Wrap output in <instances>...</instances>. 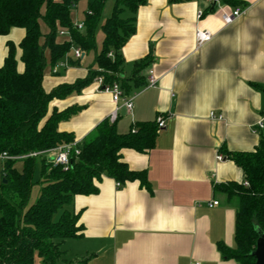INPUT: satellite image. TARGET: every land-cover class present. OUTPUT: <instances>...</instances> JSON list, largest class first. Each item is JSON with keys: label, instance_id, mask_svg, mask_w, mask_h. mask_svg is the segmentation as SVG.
<instances>
[{"label": "crops", "instance_id": "1", "mask_svg": "<svg viewBox=\"0 0 264 264\" xmlns=\"http://www.w3.org/2000/svg\"><path fill=\"white\" fill-rule=\"evenodd\" d=\"M238 1L236 8L245 13L229 26L222 22V11L236 8L219 2L207 12V0H147L136 12V32L122 49L119 76L127 80L137 63L152 62L142 72L146 86L131 81L128 92L122 87L123 99H132L133 107H121L115 124L118 133L127 134L137 124L164 120L153 150L122 151L131 170L146 171L149 185L135 181L118 187L104 176L95 181V194L76 196L71 209L80 214L82 234L62 244L66 264H239L219 249L220 244L235 249L236 203L215 186L244 177L224 149L252 152L264 137V129L256 131L264 115V0ZM86 9V1L78 4L73 22H83ZM201 10L205 15L198 20ZM197 28L213 39L198 47ZM24 37L22 28L0 36V68L11 42L23 72L19 45ZM46 57L47 93L86 79L94 61L92 53L78 60L72 51L60 61L67 67L54 73L49 51ZM150 71L158 79L154 88L147 87ZM96 80L49 106V114L77 111L59 130L81 143L94 137L115 110L111 95ZM211 113L222 120L211 119ZM212 201L219 205L209 207Z\"/></svg>", "mask_w": 264, "mask_h": 264}, {"label": "trees", "instance_id": "2", "mask_svg": "<svg viewBox=\"0 0 264 264\" xmlns=\"http://www.w3.org/2000/svg\"><path fill=\"white\" fill-rule=\"evenodd\" d=\"M87 2L83 31L74 27L72 5ZM109 1L114 2L111 16L102 21ZM186 2L189 0H170ZM224 5L238 7V0H218ZM147 0H0V36L13 28L25 30L19 45L24 64L19 72L16 46L8 42V55L0 68V155L19 158L34 153H45L75 141L68 133L60 132L59 125L77 111L54 110L49 114L50 103L79 91L98 77L105 84L118 82L125 92L127 82L146 86L142 72L151 59L137 63L132 76L123 80L119 76L124 66L122 49L136 32L135 15ZM210 5L206 11L212 12ZM129 13V17L125 15ZM42 25L47 33L42 32ZM68 29L70 41L58 43V30ZM101 30L103 42L98 49L97 32ZM74 48L85 54L92 53L94 61L86 79L73 85L60 86L50 93L43 87L48 66L46 52H50V65L54 67ZM112 54V57L109 55ZM122 88V89H123ZM116 123V122H115ZM109 120L97 127L96 135L79 146L80 155L71 157L68 171L54 167L46 154L22 160L3 162L0 179V264H64L62 244L81 236L78 225L80 214L71 209L76 196L95 194V181L107 176L120 186L139 181L148 186L146 171L131 170L123 161L122 151L132 149L147 153L154 149L158 123L144 122L120 134L116 124ZM226 158L243 170L242 182L216 185L215 190L236 202L235 249L220 244L224 258L239 264H256L251 256L259 233L264 234V137L252 152L229 153ZM22 162V169L16 168ZM40 163L38 183L41 190L37 201L28 206L36 170ZM245 183L248 185L246 186Z\"/></svg>", "mask_w": 264, "mask_h": 264}, {"label": "built area", "instance_id": "3", "mask_svg": "<svg viewBox=\"0 0 264 264\" xmlns=\"http://www.w3.org/2000/svg\"><path fill=\"white\" fill-rule=\"evenodd\" d=\"M207 1L209 3L208 4L209 6L214 4L215 1H217V5L219 4L218 0H207ZM76 7H77V5H75V4L72 5V11H74L76 9ZM244 13L245 12L240 8H236V9L229 10V11L223 10L222 15H221V19H222V22L224 23L225 26H229L236 19H238L242 15H244ZM204 15H205L204 11H202V10L199 11L197 13V19L201 20L204 17ZM73 23H74V27L78 31L84 30V28H85L84 21L83 22L74 21ZM58 37L68 39V41L71 40L70 32L68 29L60 28L58 30ZM196 39H197L198 47H201L213 39V34L207 30L197 28ZM72 51L74 53V57L78 60H80L85 55V52L79 48H74ZM109 56L112 57V54H110ZM66 67H67L66 63L59 62L57 65H55L53 67V72L57 73L59 69L66 68ZM96 82L99 84V88L102 91L109 93L112 97V101L115 105V110L112 112V114L110 115L108 120L111 123H115L118 120L119 110L121 109V107H125L128 111H130L132 109V107H133L132 99H123L124 98V91L121 87V84L118 82H114L112 84H105L103 77H98ZM157 83H158V79L155 77L153 71H150L149 77H148L147 87L154 88L157 86ZM122 101H124V103L121 105ZM210 118L213 120H222L221 116H216L214 113L210 114ZM157 123H158L159 129H162L165 126L164 120L161 118L158 119ZM263 129H264V115L256 124V131H261ZM80 145H81L80 141H74L73 143L61 145V146H59L55 149H52L48 152H45V153H34V154H30L28 156L19 157V158L9 157L7 154L4 153V154L0 155V161H2V163H3L6 160H22L25 158H33V157L36 158V157L41 156L42 154H46L49 157V161L54 165V167H61V168H63L64 171H68L70 169V166H71L72 155H75L76 157L80 155V149H79ZM222 159H223V157H221V156L218 157V160L221 161ZM245 185L247 186L248 184L245 183ZM117 186L120 187V184L117 183ZM218 205H219L218 201H212L209 203V207H215Z\"/></svg>", "mask_w": 264, "mask_h": 264}, {"label": "rangeland", "instance_id": "4", "mask_svg": "<svg viewBox=\"0 0 264 264\" xmlns=\"http://www.w3.org/2000/svg\"><path fill=\"white\" fill-rule=\"evenodd\" d=\"M113 6H114V2L113 1H109L107 3V5L105 7V10H104V13L102 14V21H101V23H104L106 21V19L111 16V12H112ZM219 10H220V7L217 8V11H219ZM129 16H130L129 13H127L125 15V17H129ZM102 38H103V34H102L101 30H98V32H97L98 49H101ZM22 165H23L22 162H17L16 168L17 169H21ZM2 167H3V164L0 161V179H1ZM39 173H40V163H38V166H37V170H36V180H35V183L36 184L33 186V189H32V195H31V199H30V202H29V205H28L29 207L32 206L37 201V199L39 197V193H40L41 186H42L41 183H38ZM63 259H64V264H66V262H65L66 261L65 260L66 257H64ZM37 260H36V264H41V262L39 261V259H37Z\"/></svg>", "mask_w": 264, "mask_h": 264}, {"label": "water", "instance_id": "5", "mask_svg": "<svg viewBox=\"0 0 264 264\" xmlns=\"http://www.w3.org/2000/svg\"><path fill=\"white\" fill-rule=\"evenodd\" d=\"M217 1L214 2L212 9H215ZM251 256L256 259V264H264V234L259 233V239L256 248L252 251Z\"/></svg>", "mask_w": 264, "mask_h": 264}]
</instances>
